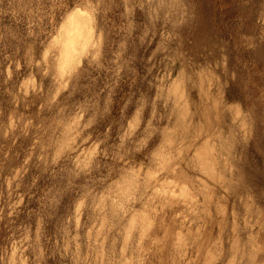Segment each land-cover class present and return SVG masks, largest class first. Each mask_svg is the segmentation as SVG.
<instances>
[{"label":"clouds","instance_id":"obj_1","mask_svg":"<svg viewBox=\"0 0 264 264\" xmlns=\"http://www.w3.org/2000/svg\"><path fill=\"white\" fill-rule=\"evenodd\" d=\"M43 3L30 21L21 27L0 29V55H8V71L0 73V92L8 90L15 104L32 115L25 119L2 122L0 108V171L8 170L15 179V153L5 142L16 145L20 136L27 138L28 159L37 171L32 185L51 177L62 199L45 204L40 219L53 231L41 242L40 223L35 234L15 240L13 248H0V264H128L131 253L136 264H264V224L253 235L256 239L233 248L229 241L210 243L204 231L206 195L196 182L199 172L198 153L194 145H206L209 156L226 177L218 199L229 198L241 204L258 207L264 203V185L252 183L264 177V166L249 150L264 160V27L246 34L244 51L256 59L253 63L230 57L227 43L214 45L211 65L215 75L207 96L193 97L179 110L169 106L151 107V91L146 84L127 92L115 90L106 71L116 66L118 53L130 52L148 44L156 22L165 25L164 37L176 42L179 55H170L172 64L179 62L196 80V54L186 44L200 24L197 0H36ZM236 16L233 23L242 29L249 20L264 25V0H231ZM4 0H0L3 5ZM134 9L141 11L137 20ZM82 17L91 42L79 57L71 77H59L54 64L43 72L44 82L32 81L27 91L19 87V77L28 63V50L39 48L44 29L59 26L83 11ZM179 21V27L176 22ZM203 46V45H202ZM154 55V54H153ZM145 62L156 66L153 56ZM32 67L43 68V61L32 60ZM151 71V69H149ZM53 78L49 86L48 79ZM234 92V94H232ZM76 113L87 131L90 151H81L73 142L62 153L57 147L62 121ZM167 122L173 133L165 141L166 159L161 162L156 152L161 144L160 128ZM5 129H7L5 131ZM34 142V143H33ZM38 156V159L36 158ZM251 169L249 176L246 169ZM162 181L164 183H162ZM171 182H175L174 186ZM187 187L192 198L176 199L172 192ZM23 203L17 201L13 212ZM75 211L76 235L66 239L68 222L64 206ZM147 214L150 231L139 225L133 233L129 220ZM255 214V209H253ZM8 213L7 223L0 209V227L15 230ZM197 225H199L197 227ZM122 252L126 254H122Z\"/></svg>","mask_w":264,"mask_h":264},{"label":"rangeland","instance_id":"obj_2","mask_svg":"<svg viewBox=\"0 0 264 264\" xmlns=\"http://www.w3.org/2000/svg\"><path fill=\"white\" fill-rule=\"evenodd\" d=\"M42 8L43 3L37 4L36 0H4L3 5H0V29H7L12 26L13 17L21 21V27H23L37 12V9ZM196 10L200 17V24L191 37L193 43L185 45L196 54L195 62L199 67L197 68L195 81L191 79V73L187 68L182 69L179 62L172 64L169 61L170 55L180 54V48L175 41L164 37L165 25L160 21L156 22V27L150 33L148 44L139 49L133 47L130 52L118 53V58L114 57L116 66L112 70L106 71L105 81L110 79L113 89L120 90L122 93L134 87L140 88L146 84L151 91V107L169 106L170 111L172 109L179 110L182 102L187 107L193 97L198 98L201 93L207 96L211 90L213 76L215 75L211 67L216 51L214 45L226 42L230 57L238 56L248 63L255 61L256 58L251 53L244 51L246 34L254 33L264 25H258L256 20L253 19L249 20L242 29H238L233 23L236 10L231 0H197ZM133 11L137 20L143 18L139 9ZM87 15L88 13L85 10L79 15L70 17L66 23L56 30L44 29L39 48L33 46L28 50V63L24 64V74L21 76L20 73H15L14 75V79L19 77L20 88L27 91L33 86V79L43 83V72L48 70L50 63L55 65L59 77H71L79 57L87 51L91 42L87 27L82 22V17ZM76 22H81V26H85V29L82 28L81 38L78 36L79 44L77 48L72 49L75 52L73 53L70 50L71 53L67 57L62 54L63 46L61 43L65 35L71 30L69 26L73 27ZM176 24L179 27V21ZM4 55H8L7 49H5L3 55H0V73L8 71V62L4 60ZM146 56H153L156 62L155 67L145 62L144 57ZM33 59L37 62L43 61V68L34 70L32 67ZM53 82V78L50 77L48 79L49 86ZM7 93V89L0 92L3 123L6 124L15 119H25L32 115L22 105L15 104L13 97ZM87 120V116L83 121L77 119L76 113L65 115L62 121L63 126L59 130L62 140L57 147L58 153H62L73 142L80 145L81 151H90V145L87 142L81 143V139H86L87 135V131H82L81 127ZM160 135L161 144L156 152V158L163 162L166 159L165 141L173 135L167 122H164L160 128ZM5 143L7 148H12L16 154L15 159L18 161L15 164V179L8 174L7 169L0 171V209L3 210L5 215V223H7L8 213H13L11 221L15 225L14 232L6 226L0 227V248L9 249L11 254L15 240L10 233L14 234L16 239L22 236L31 238L36 232L38 222L40 223L41 242H47L46 237L51 234L53 229L46 221L40 219L41 212L47 202L62 199V194L51 177L42 179L37 186L32 185V179L37 169L31 160L25 164V160L28 159L30 153V148L25 147L26 137L20 136L16 145H12L10 142ZM194 147L197 148L199 167L195 179L198 184L202 185V191L206 194L200 197L201 200L206 201V207L203 213L198 211V215H201L206 222L204 231L207 234V240L210 243L227 240L231 247L236 248L256 239L253 234L258 232L260 226L264 224V203L256 207L251 203L241 204L236 199L229 198L227 201L218 199V194L223 192L222 186L226 181V177L218 170L216 163L210 159L211 149L206 145H194ZM253 157L258 164L264 166V160L257 156L254 150L250 149V161ZM36 158L38 159V156ZM246 171H248L250 177L254 175L250 168ZM251 182L264 185V177L257 176L255 181ZM162 183L164 182L162 181ZM171 183L174 186L175 182ZM172 196L187 201L192 198V193L189 188L184 187L178 192H172ZM21 198L23 203H20L13 212V207ZM253 209H255V214H253ZM74 211L70 205L65 204L63 218L69 226L64 231L69 242H72L71 238L76 235V224L78 223L77 220L70 219L74 215ZM150 224L151 221L147 214L142 215L139 220L136 217L129 220V228L133 233L136 232L138 225L142 232L150 231ZM122 254L126 253L122 252ZM127 255L128 264H136L134 255L131 253H127ZM49 264H51L50 261ZM217 264H220V262L218 261Z\"/></svg>","mask_w":264,"mask_h":264},{"label":"bare ground","instance_id":"obj_3","mask_svg":"<svg viewBox=\"0 0 264 264\" xmlns=\"http://www.w3.org/2000/svg\"><path fill=\"white\" fill-rule=\"evenodd\" d=\"M76 21V20H75ZM81 22H76V24L74 25L73 24V27L72 26H69V28L71 27V30L65 35V38L64 40H62V54L67 56L70 55L69 53H71L70 50L72 49H76L77 48V45L79 44V38H81V32L82 31V28L85 29L84 27L85 26H81L80 24ZM71 25V24H70ZM68 27V26H67ZM66 27V28H67ZM68 28V29H69ZM65 32V31H64ZM66 33V32H65ZM79 36V38H78ZM63 39V38H62ZM73 51V50H72ZM75 51H73L74 53ZM62 55V56H63ZM70 57V56H69ZM205 157V156H204ZM133 227V226H132Z\"/></svg>","mask_w":264,"mask_h":264}]
</instances>
